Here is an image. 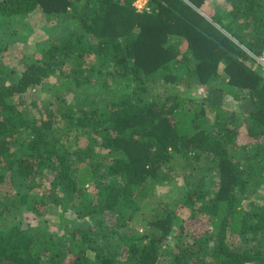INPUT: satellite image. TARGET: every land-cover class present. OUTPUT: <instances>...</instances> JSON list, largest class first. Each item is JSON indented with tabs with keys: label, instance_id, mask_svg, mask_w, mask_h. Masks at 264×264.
<instances>
[{
	"label": "trees",
	"instance_id": "1",
	"mask_svg": "<svg viewBox=\"0 0 264 264\" xmlns=\"http://www.w3.org/2000/svg\"><path fill=\"white\" fill-rule=\"evenodd\" d=\"M136 1L0 0V264H264V0Z\"/></svg>",
	"mask_w": 264,
	"mask_h": 264
},
{
	"label": "rangeland",
	"instance_id": "2",
	"mask_svg": "<svg viewBox=\"0 0 264 264\" xmlns=\"http://www.w3.org/2000/svg\"><path fill=\"white\" fill-rule=\"evenodd\" d=\"M224 0H208V7L213 9V8H217L219 6L222 5V2ZM147 2V0H137L136 1V5L138 7H140L141 5H145ZM26 21H28V24H30V26L35 27V32L32 33L31 35H28V37L26 38H18L19 34H15L12 27H8L6 24H3L2 22H0V43H4L5 40L7 39V42H10L12 39L17 38L21 39L19 42H17L15 45H11L12 47L5 52L3 55L4 56V61H6V63H16L15 65L18 66L20 69H22V64L18 61V59H20L19 55L23 54V53H34L36 52V57L40 58L41 54L39 52L36 51V43L37 42H44L45 39H47L46 34L41 31V29H39L38 27V22L40 20L39 17H33V18H27L25 19ZM19 28V27H18ZM14 33L13 37H11V35ZM5 36V37H3ZM17 54H19L17 56ZM251 55V54H250ZM11 65V64H10ZM48 93L46 91H33V93L29 92L27 93V97L25 98L26 102L25 105H23L22 107H27V109L31 110V105H32V100L37 99L38 101V105L41 107V103L42 100L47 99ZM248 140L247 135L245 134V132L240 131L239 133V138L238 141L240 143H246ZM177 182L179 184H181L183 182V177L179 176L177 179ZM91 189L94 190V188L91 187ZM159 191L161 193L167 192L168 191V185L162 186V187H158ZM10 190V191H9ZM12 188H10V185H3L2 186V192L3 193H8L11 192ZM43 209V208H42ZM48 212H46L43 217L41 218L40 216H36L33 212H28L24 215V224L25 223H32L34 225L39 224V220L41 219L42 221H48V225L49 230L53 231L54 233H59L61 231V229H63V225H65L67 222H72V219H75V216L70 213V212H65V215L67 218L63 217V213L61 211H58L56 208H46ZM186 218H185V229L188 231H190V233L195 236L198 237L200 235H202L205 231H207L209 229V221L207 218H204L203 216H198L196 218H188L191 215L189 213H185ZM68 220V221H66ZM70 220V221H69ZM19 221V220H18ZM82 221V220H81ZM89 221V220H88ZM60 223L62 224V226L60 225ZM168 259H171V257H168Z\"/></svg>",
	"mask_w": 264,
	"mask_h": 264
},
{
	"label": "built area",
	"instance_id": "3",
	"mask_svg": "<svg viewBox=\"0 0 264 264\" xmlns=\"http://www.w3.org/2000/svg\"><path fill=\"white\" fill-rule=\"evenodd\" d=\"M144 6L141 5L138 7L139 9H142ZM259 64H261L264 67V53L261 56H254Z\"/></svg>",
	"mask_w": 264,
	"mask_h": 264
}]
</instances>
